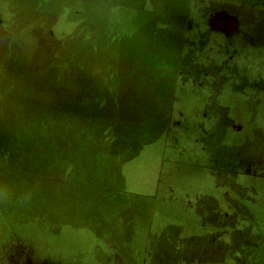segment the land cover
<instances>
[{"label": "rangeland", "instance_id": "obj_1", "mask_svg": "<svg viewBox=\"0 0 264 264\" xmlns=\"http://www.w3.org/2000/svg\"><path fill=\"white\" fill-rule=\"evenodd\" d=\"M254 3L0 0V138L16 144L10 150L0 141V264H41L36 262L39 253L28 246L31 240L50 250L46 260L51 254L63 256L64 249L72 264H264V81L250 79L251 68L263 64L257 58L263 53L264 36L224 32L264 29V24L251 25L253 13H264ZM226 8L244 12L220 18ZM250 57L252 62L244 61ZM97 60L110 68L95 65ZM247 79L251 89H244ZM113 80H121L118 87L129 93L120 92ZM62 82L72 93L80 90L75 105L81 110H65L71 125L104 127L111 137L106 148L112 154L113 175L153 172L151 182L144 176L129 177L136 191L118 190L119 176H113V182L90 181L113 188L112 193L95 190L90 203L92 223L105 227L110 239L105 249L98 245L104 255L95 245L89 250L59 246L54 253L56 245L41 235L58 232L43 233V227L47 219L54 227L64 203L75 196L42 192L36 198L41 187L21 177L6 178L4 163L10 154L23 157L20 161L27 165L31 159L44 163L39 173L55 178L57 165L45 158L39 145L45 142V126L30 110L39 107L38 101L47 114L57 105L65 107L63 99L40 98L47 83L58 87ZM136 88L144 118L129 117L125 137L138 157L119 160L124 137L114 126L120 119L113 117L112 123L109 118L126 104L131 106L127 114L134 113ZM32 95L39 98L30 104L21 101ZM110 105L113 111L105 109ZM77 117L90 122L76 123ZM72 133L73 138L83 135ZM82 169L78 163L73 172L82 175ZM106 173L98 169L97 177ZM157 179L160 191L149 211L148 186L157 189ZM13 192L24 202L36 198L35 207H20ZM178 212L192 214L185 220ZM31 252L28 260L21 256ZM175 256L179 260L173 261Z\"/></svg>", "mask_w": 264, "mask_h": 264}, {"label": "crops", "instance_id": "obj_2", "mask_svg": "<svg viewBox=\"0 0 264 264\" xmlns=\"http://www.w3.org/2000/svg\"><path fill=\"white\" fill-rule=\"evenodd\" d=\"M197 32V31H196ZM195 32V33H196ZM194 34V32H191ZM137 91V90H136ZM43 93V91H42ZM137 94V93H136ZM12 96H17L19 98V95H14L12 93ZM34 95L30 96L27 100H21V101H28L27 104H30L31 100L33 99ZM39 98L38 96H35ZM42 98V97H40ZM41 105L45 107V104L43 102L38 101ZM28 108L27 106H25ZM57 108H53L51 110V113L56 114V122L50 120L49 118L42 119L40 115L37 112V108L34 110H30L34 117H36L45 127L41 128V136L45 139L44 143L39 144L44 152H45V158L48 160H51L53 163L57 165L56 171L54 172L55 178H48L47 176H44L43 174L39 173L38 167L44 165V163H33L32 159L29 163V165L22 163L20 160L24 159L23 157H11L7 162L4 163L8 167V174L7 179L10 180L13 176L21 177L24 179H27L30 181L32 186L34 187H41V190H38V195L40 193L46 192V193H57L61 197L64 195H74L75 199L74 201H68L64 203L65 211L60 214L57 217V223L54 227L49 226L48 219L46 220L47 225L43 227L44 231L43 233H49L51 230H55L58 232L57 236L53 235H41V237L47 236L50 239V242L53 245H56V248H52L51 250L56 252V249L61 246L68 247V248H84L85 250H89L91 246L95 245L94 249L100 253L99 255H104L106 252L105 245L109 239L106 228L100 226L97 228L94 223H92L91 219L93 214L90 211V203L92 200L95 199V193L94 191L98 192H107L112 193L113 188L106 187L104 185H92L90 181L92 179L99 181L101 183H106L109 181L113 182V176H119L120 181H116L118 183V190L121 191H136L137 188L133 189L131 188L129 184V177L139 179V177H143L147 181H154L153 178V172L151 173H144V175H134L129 176L127 173H123L121 171L120 175H113V158L110 151H107L106 144L111 142V138L107 137L106 135V129L100 128L99 130L101 133H103L104 137L102 139H95L92 137H83L82 135H79L78 138H73L74 142L73 144H70V138L67 136V130H76L81 131V133H86L87 131H82L81 128L70 126L66 127V121L63 117V114L66 113L64 109V105L56 106ZM60 107V108H59ZM62 107V108H61ZM29 109V108H28ZM125 111H128V106H126ZM112 115H110L111 117ZM122 117V115H119ZM34 118L32 117V120ZM3 141V144L8 143L9 148L12 150L16 147V144H12L8 137L0 138V141ZM126 150H129V147L127 146ZM98 155V156H97ZM97 156V157H96ZM95 158V159H94ZM83 159V160H82ZM121 159H129L128 154L124 156V158ZM120 160V159H119ZM80 163L82 166L83 174L79 175L76 172H73V168L77 166V164ZM88 167V168H87ZM101 169L103 171H107L105 177L100 178L97 177V170ZM85 172H88L89 177L86 178ZM37 175L39 178H44L47 180H56V181H39L34 180L31 178V176ZM149 189H152L151 192H149V196L152 197L151 201V207L150 210L154 209V200L156 196V192L159 193V180L157 179V189L153 187V185L148 186ZM99 196H106V194H101ZM11 197L15 200H17L20 204V207H22V204L26 205L28 208L35 207V199L30 200L28 202H24L21 197L17 193H11ZM169 197V196H168ZM84 207L86 208L84 210ZM234 209L230 211V213H233ZM180 215H183L186 220L187 213L192 214V212H186L180 213ZM1 216V215H0ZM177 220V218H176ZM174 219L172 222H176ZM10 220L7 219V222ZM6 222V223H7ZM233 222V218H231V223ZM4 224L3 226L7 227V224ZM226 225H230L227 224ZM9 230L14 231L12 226H8ZM20 229L25 230L26 227L22 226ZM220 231L225 232L224 226L222 227L220 224ZM216 236H220L216 234ZM152 237V236H151ZM29 240V236H27ZM19 243V242H16ZM103 245V248L98 245ZM16 245V244H12ZM10 244V246H12ZM41 245L36 240H31V244L28 246H31L34 248V251L36 254L39 253V257H36V261L42 262L45 264H70L71 261L66 257L67 253L63 249V256L58 255V257L54 258V254H51L52 256L46 260L47 256H50V250H46L45 248L41 247ZM173 243L169 244V247H172ZM102 249V251L99 252V249ZM191 249L190 247H188ZM100 249V250H101ZM60 251V249H58ZM33 252L31 253H25L21 254V256H26L25 260H28L33 256ZM46 253V254H45ZM170 254V253H169ZM45 256V257H43ZM174 256V254H173ZM172 256V257H173ZM87 257V256H86ZM171 257V256H170ZM176 257V256H175ZM179 260L178 257H176L175 260ZM72 264V263H71Z\"/></svg>", "mask_w": 264, "mask_h": 264}, {"label": "trees", "instance_id": "obj_3", "mask_svg": "<svg viewBox=\"0 0 264 264\" xmlns=\"http://www.w3.org/2000/svg\"><path fill=\"white\" fill-rule=\"evenodd\" d=\"M261 51L263 53H262V55H260L259 58H257V60L261 61L263 64L261 66L251 68L252 75H251L250 79H252L254 81H257V80L264 81V47L261 49ZM249 60L252 62V58L251 57H250V59L249 58L248 59H244V61H246V62H248ZM95 65H100V66H105L107 68H110V66L108 64H105V63H103V62H101L99 60H97L95 62ZM104 75H106V73ZM244 83H246L244 89H251L252 88V86H251L252 81L248 83V79H247L246 81H244ZM113 84H114V87H116V86L118 87V86H121L122 81L121 80H113ZM240 85H242V82L238 83V86H240ZM32 86L36 87L37 85L33 84ZM118 89H120V88L118 87ZM125 89H128V88L125 87ZM114 90H117V89L114 88ZM134 90H137L136 91V93H137L136 96L132 97V99L135 98V101H136V102H134L136 104V110L134 111V113L128 115L127 112L124 110V108L122 106L121 108L115 110V113L112 114V116L109 118L110 122H112V123H113V121H112L113 117L120 119V121L117 122L116 125L114 126L116 131L118 133H120L124 137L123 149L119 153V159L124 158L126 153L128 154L129 158L138 157L136 154H134L132 152V149L126 150L128 144H129V141L125 137V132L129 128V124H128L129 117L144 118L143 110H142V104H140V105L137 104V102H140L139 101L140 100V97H139L140 88H136ZM240 91H241V89H240ZM120 92L128 94L129 90L126 91V90H121L120 89ZM41 97H42V99L46 98V99H49V100H53V99H55V100H58V99L65 100L67 102V105L64 107V109L65 110L66 109H70L69 113L71 111L75 110V109H77L78 111L81 110L80 109V105H75V102H79L78 99L80 97V90L78 88H77V90L74 88V92L72 93L69 90H66V83H64V82L60 83L58 87H56L53 83H47V88L43 87V93H42ZM75 97L77 98L76 101H75ZM35 100H36V97L34 96L33 99L30 102H33ZM99 101L103 102V100H99ZM117 101H118V99L111 100V102L115 103V104H117ZM111 106L112 105L108 106L105 109L113 111L110 108ZM126 106H128V110L131 108L130 104H126ZM99 108H102V107H99ZM36 110H37L38 114L40 115V117L42 119L46 120V118H49L55 124V122H56V114L55 113H51L50 112V113L47 114L46 110H45V107L43 105H41L40 103H39V107ZM119 115H122V117H120ZM63 117H64V119L66 121V127L72 126L71 125L70 116H66L65 113H64ZM72 120H74V119H72ZM75 121H76V123H81V122L88 121V120L86 118L77 117L75 119ZM95 121L96 120H94L93 123ZM88 122H90V121H88ZM75 127L81 128L82 131H87L86 133H83V135H82L83 137H92V138H95V139H102L104 137L103 133H101V131L99 130L100 128H104V127H97L96 125H92V124H88V125H85V126L76 125ZM96 133L100 134L101 137L100 138L94 137L93 135L96 134ZM137 133L138 134L141 133L140 129H138ZM67 136L70 138V141H69L70 144H72V140H73L72 130H67ZM109 138H111V137H109Z\"/></svg>", "mask_w": 264, "mask_h": 264}, {"label": "flooded vegetation", "instance_id": "obj_4", "mask_svg": "<svg viewBox=\"0 0 264 264\" xmlns=\"http://www.w3.org/2000/svg\"><path fill=\"white\" fill-rule=\"evenodd\" d=\"M253 1L255 2L254 3L255 4L254 8L256 10H259V11L264 10V0L261 1L260 3H259V0H253ZM227 12L233 13V14H237L240 17L242 15V13L244 12V10L238 11L236 9L230 10V9L226 8V11L221 13L220 18L224 17ZM253 15H256V17L251 15L252 18H254V20H255V22L251 24L253 27H256L257 24H264V13L256 12V13H253ZM257 18H258V21H256ZM232 25H234V24H232ZM224 32L225 33H230V34H235V35L240 34L242 32L243 35L246 34V33H250L252 35L253 34H261V35L264 36V29H257V28H255L253 30H240V29L236 28L233 32H231L229 30H225Z\"/></svg>", "mask_w": 264, "mask_h": 264}, {"label": "water", "instance_id": "obj_5", "mask_svg": "<svg viewBox=\"0 0 264 264\" xmlns=\"http://www.w3.org/2000/svg\"><path fill=\"white\" fill-rule=\"evenodd\" d=\"M231 27L234 28V25H232ZM36 262H38V261H36ZM41 264H42V262H41Z\"/></svg>", "mask_w": 264, "mask_h": 264}]
</instances>
